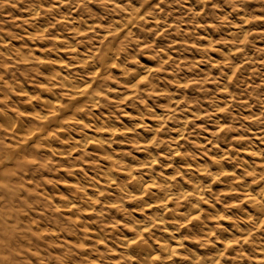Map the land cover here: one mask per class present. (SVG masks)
Instances as JSON below:
<instances>
[{
    "label": "clouds",
    "instance_id": "obj_1",
    "mask_svg": "<svg viewBox=\"0 0 264 264\" xmlns=\"http://www.w3.org/2000/svg\"><path fill=\"white\" fill-rule=\"evenodd\" d=\"M0 264H264V0H0Z\"/></svg>",
    "mask_w": 264,
    "mask_h": 264
}]
</instances>
